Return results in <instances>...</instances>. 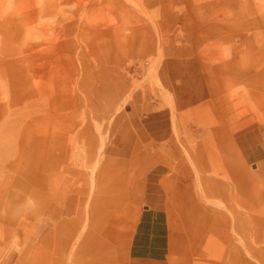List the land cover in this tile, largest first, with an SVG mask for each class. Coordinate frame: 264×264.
<instances>
[{"label":"rangeland","instance_id":"1","mask_svg":"<svg viewBox=\"0 0 264 264\" xmlns=\"http://www.w3.org/2000/svg\"><path fill=\"white\" fill-rule=\"evenodd\" d=\"M45 2L32 14V0H0V20L24 15L32 41L47 44L56 27L60 42L56 65L45 53L26 88L0 89L29 133L22 167L8 168L19 155L2 151L19 150L22 130L13 136L0 118V264H264V218L258 237L208 242L202 218L224 202L203 198L195 176L190 190L181 184L193 146L236 121L224 100L240 119L262 114L249 91L264 96V0H57L56 11ZM159 127L179 143L181 165L167 168L169 251L154 263L129 247L150 208ZM244 158L264 194V157Z\"/></svg>","mask_w":264,"mask_h":264},{"label":"bare ground","instance_id":"2","mask_svg":"<svg viewBox=\"0 0 264 264\" xmlns=\"http://www.w3.org/2000/svg\"><path fill=\"white\" fill-rule=\"evenodd\" d=\"M45 3V0H32L31 13H41L46 7ZM51 7L53 11H56L57 0H52ZM24 18V15H8L2 16L0 20V79L2 81V83L0 82V89L4 92L6 84L13 95L14 89L18 86L21 89L22 86L26 88L27 76L31 74V66L43 60L46 57L45 53H49L54 65L59 58L60 42L56 27L52 30V37L47 44L42 41H32L29 38L31 36L25 34L24 25H27V22ZM33 72L39 75L43 73L42 69ZM15 82H18V86ZM257 88L260 90L258 93L263 95L264 92L261 91L264 89L262 87ZM38 92L41 94V90ZM252 92L249 91L250 95L255 100L260 99L261 101L258 106L262 110V114L259 117L257 114L256 117L250 115L240 119L238 117L241 115V111H238L230 100H224L223 105L226 106L230 116L236 118V121L231 126L221 123L218 126L210 127L208 131L211 136L210 140L197 144L191 149L188 158L191 166L186 164L181 166V173L184 175V179L181 180L182 187L190 190L188 180L191 176H195L196 185L203 198H219L224 202L223 209L213 208V215L205 218L198 215L199 210H201L199 204L195 205L194 216L192 214L191 219L194 223L195 220L203 219L202 232L207 237L208 242L214 241L215 237L227 242L234 233L239 234V236L242 235V237L243 234L249 233L258 237L259 231L263 227L264 194L253 185L256 176L250 171L244 158V156L264 157V96ZM16 101L18 102V97L15 96L13 105ZM7 104L2 105L0 103V118H6L7 130L12 131L13 136L14 129L21 128V147L18 151L6 147L2 151V156L8 157L18 153L19 158L10 161L7 167L19 169L22 167L21 159L25 157L29 133L26 122L11 116L8 117L6 114ZM158 114L162 113L159 112ZM154 135L156 142L154 150L156 180L159 183L158 188L163 187L166 196L169 197L170 188L166 185L171 179L168 180L165 177L160 179V176L165 168L169 170L178 169L181 164L176 162V158L180 156L181 149L179 143L174 139H170L166 143L162 140L167 136L166 130L162 131L160 127L156 128ZM171 146L174 147L173 151L170 149ZM184 150L190 151L185 146ZM262 162H258L260 167L263 166ZM220 166L222 171L219 170ZM25 171L26 169H24V177L26 176ZM202 192H204V196L201 194ZM238 207H241L242 211H238ZM202 208L204 209L203 206ZM194 223L192 222L193 225ZM196 228H198V223H196ZM228 250L231 251V245L228 246ZM247 250L250 252V249Z\"/></svg>","mask_w":264,"mask_h":264},{"label":"crops","instance_id":"3","mask_svg":"<svg viewBox=\"0 0 264 264\" xmlns=\"http://www.w3.org/2000/svg\"><path fill=\"white\" fill-rule=\"evenodd\" d=\"M167 173L168 169L165 168L160 179ZM158 184L154 165L145 177V194L150 208L143 213L130 242L129 254L134 260L158 263L168 255L170 231L168 221L164 218L167 196L163 187L158 188Z\"/></svg>","mask_w":264,"mask_h":264}]
</instances>
